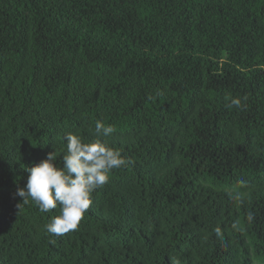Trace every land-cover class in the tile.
<instances>
[{
	"label": "trees",
	"instance_id": "trees-1",
	"mask_svg": "<svg viewBox=\"0 0 264 264\" xmlns=\"http://www.w3.org/2000/svg\"><path fill=\"white\" fill-rule=\"evenodd\" d=\"M97 120L126 164L50 235L16 192ZM174 260L264 264V0H0V264Z\"/></svg>",
	"mask_w": 264,
	"mask_h": 264
},
{
	"label": "clouds",
	"instance_id": "clouds-1",
	"mask_svg": "<svg viewBox=\"0 0 264 264\" xmlns=\"http://www.w3.org/2000/svg\"><path fill=\"white\" fill-rule=\"evenodd\" d=\"M228 108L240 109L244 106L241 98H227ZM244 101L247 97L243 98ZM112 125H105L97 120L95 135L97 139L84 142L73 133L65 136L66 150L60 155L61 163H57V152H49L47 157L28 168L29 173L26 186L19 188L16 196L22 198V204L34 203L41 213L56 209L59 205V214L52 217L45 225L47 233L53 236H63L70 231L77 230L84 214L92 203V193L103 187L108 181L110 173L126 164L120 150L111 147L106 138L114 133ZM100 137L105 138L101 140ZM243 183V182H242ZM246 186V185H245ZM229 198L236 204L243 203L245 193L233 189L228 193ZM254 219L252 212L247 213V221ZM232 228L243 231L240 221L232 224ZM217 237L223 238L220 227L214 228ZM173 264H179L174 260Z\"/></svg>",
	"mask_w": 264,
	"mask_h": 264
}]
</instances>
